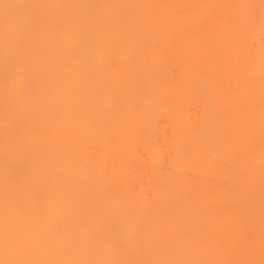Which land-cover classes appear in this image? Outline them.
I'll return each mask as SVG.
<instances>
[{
    "label": "bare ground",
    "instance_id": "obj_1",
    "mask_svg": "<svg viewBox=\"0 0 264 264\" xmlns=\"http://www.w3.org/2000/svg\"><path fill=\"white\" fill-rule=\"evenodd\" d=\"M0 264H264V0H0Z\"/></svg>",
    "mask_w": 264,
    "mask_h": 264
}]
</instances>
